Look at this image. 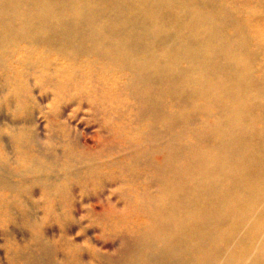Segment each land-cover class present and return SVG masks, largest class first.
<instances>
[{"label":"bare ground","instance_id":"bare-ground-1","mask_svg":"<svg viewBox=\"0 0 264 264\" xmlns=\"http://www.w3.org/2000/svg\"><path fill=\"white\" fill-rule=\"evenodd\" d=\"M248 1L0 0V106L16 119L0 124L3 234L19 220L42 239L72 187L87 192L114 167L121 194L133 192L120 172L132 157L87 149L64 119L92 120L99 143L134 139L156 172L164 164V190L129 196L147 213L134 264H264V0ZM31 78L54 89L52 107L37 105ZM68 102L88 112L65 114ZM56 132L61 150L47 147ZM3 247L12 264L50 263Z\"/></svg>","mask_w":264,"mask_h":264},{"label":"rangeland","instance_id":"rangeland-1","mask_svg":"<svg viewBox=\"0 0 264 264\" xmlns=\"http://www.w3.org/2000/svg\"><path fill=\"white\" fill-rule=\"evenodd\" d=\"M250 1L247 3L250 4ZM4 78L5 76H0V85L3 84ZM87 80L92 82L90 87H97L99 84L96 81V77L90 79L87 76L82 82ZM39 85V81L31 78L32 94L37 105H43L42 107L46 106V108H48V105H51L52 107L50 102L46 103L44 91L52 94H56V92L54 89H49L48 87H44V89L39 88ZM41 87H43V85H41ZM58 96L57 101L59 103H55L57 105H55L56 108L58 106L60 107V105H64L62 102L67 100V95L61 92L58 93ZM133 102L134 100H128L126 103L131 106V104H134ZM69 104L71 105V103L68 102L64 107L67 110L65 114L69 112L68 110L74 109L77 110L76 112L78 115L76 117L79 118L81 113L88 112L87 106L83 103L75 106H70ZM161 106L162 113L165 115L167 111L166 106L164 104ZM137 113L136 109L130 110V115H135ZM48 117H50V115ZM52 118L51 116L48 120L54 123L56 120ZM34 119L42 126L43 121L39 115L35 116ZM6 120L16 121L14 117L10 116L9 110L4 105H1L0 124L5 125ZM64 120L77 128L80 132L78 137L80 145L85 146L87 149H91L93 152H97V149H105L110 153V159H115L116 164L119 165L124 160L128 159L126 154L132 157L131 162L128 159L130 164L128 166H122L121 168H123V170L120 172L121 177L127 181V186H132L133 192L137 189H141L138 191H142V194H153L164 190L162 186L168 184V182L164 180L163 173L166 171H164L163 161L157 169L158 172H156L152 158L145 156L146 159H144L141 156L146 147L141 144L142 142L139 143L134 139H123L112 134L107 135V133L105 134V132H103L101 137L105 136L106 139L108 137L110 140L107 139L108 142L106 141L105 144V140H103V143H99L98 136H95L97 133L95 132L96 125L92 120L84 121L79 119L76 125L72 124V122L76 120H70V122H68L69 120ZM148 122L151 123L152 121L147 118V123ZM136 125L140 127L143 124L137 122ZM163 126L162 122L159 121L157 129L159 130L160 138L165 135ZM34 130L36 134L39 133V136H41V133H44L43 130H39L37 127ZM56 135V138H53L54 141L49 142L47 147L61 150L63 146L57 145H61L58 143H63V140L61 141L58 139L61 138L62 135L60 133L58 135V132H56ZM5 138L8 137L5 136ZM5 141L7 146L10 147L8 140L6 139ZM102 144L104 146H102ZM119 168L120 167H114L111 169L108 174H106V180H100V184L97 185L98 188L91 187L90 190L86 192L83 188L78 189L77 187H72L69 195L70 200L67 203L71 206V210L69 213L62 215L61 219L54 218V215L44 216L46 223L41 234L42 239L35 238L36 235L22 227L23 225L20 224L19 220L17 221V225L10 226L8 230L10 236L4 235L2 230H0V264H12L3 247L6 246V241H12L21 245L23 259L25 261H27V257L29 258L28 260L41 257L44 262H52V264H134V254L135 252H140L142 248L140 246L142 240L138 238L146 231L142 230V227L144 222H146L145 217H147V213L143 210L144 205H140L139 201L136 199L129 198V196L131 197L133 194L131 190L129 192V189H127V195L121 194L120 187L117 186L118 176L114 174L111 175L112 173H118ZM113 176L117 179H111ZM119 194H121V197ZM145 206L148 207L151 205L145 203ZM137 241L139 242V248L136 246ZM18 262H20L19 259Z\"/></svg>","mask_w":264,"mask_h":264}]
</instances>
